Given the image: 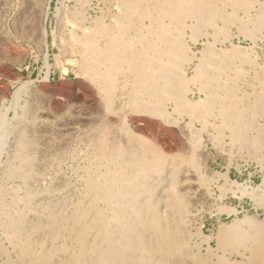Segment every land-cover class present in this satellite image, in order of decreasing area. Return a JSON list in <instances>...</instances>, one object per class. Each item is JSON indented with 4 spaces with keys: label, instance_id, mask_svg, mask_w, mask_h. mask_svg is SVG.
Listing matches in <instances>:
<instances>
[{
    "label": "bare ground",
    "instance_id": "1",
    "mask_svg": "<svg viewBox=\"0 0 264 264\" xmlns=\"http://www.w3.org/2000/svg\"><path fill=\"white\" fill-rule=\"evenodd\" d=\"M114 5L103 20L78 26L77 69L101 97V113L78 112L59 121L67 140L84 144L75 167L80 186L64 176L45 177L36 129L14 131L12 157L0 172V254L5 242L15 255L0 264H264V215L221 227L217 247L239 253V261L224 254L213 259L210 249L203 254L196 249L191 211L199 202L193 189L198 184L183 172L177 151L163 152L124 123L127 115L149 113L168 125L171 103L190 120L218 118L215 128L228 130L231 154L264 164V0H114ZM75 14L69 16L74 20ZM231 28L252 45L261 41L262 51L243 56L232 43ZM189 41H201L203 48L196 53ZM224 64L236 67L227 79L216 73ZM187 67L193 68L190 77ZM190 83L203 93L198 101L187 97ZM32 110L23 106L22 118H30ZM9 121L0 113V151L11 134ZM178 132L188 138L184 124ZM197 141L185 144L191 145L186 158L194 165ZM257 205L264 207V197Z\"/></svg>",
    "mask_w": 264,
    "mask_h": 264
},
{
    "label": "rangeland",
    "instance_id": "2",
    "mask_svg": "<svg viewBox=\"0 0 264 264\" xmlns=\"http://www.w3.org/2000/svg\"><path fill=\"white\" fill-rule=\"evenodd\" d=\"M115 10L114 0H88L86 3H83V0H0V113H5L8 121L10 120L11 129V134L6 137L0 151V172L4 168V161L12 157L11 150L14 144L12 134L27 125L31 129H36H33L37 145L36 155L38 160L44 163L45 177L51 173L55 177L64 176L75 180L74 182L80 186L76 180L75 167L81 164L79 152L83 151L84 144L67 140L68 137L63 134L60 122L77 115L78 112H86L88 115L91 112V116L100 114L102 99L96 88L90 86L87 76L77 69L79 55L76 46L81 34L78 26L103 20L106 12ZM73 12L76 13L74 20L69 16ZM75 19L80 20L76 22ZM233 29H230V38L243 56L259 54L262 51L261 41L252 45L250 40H244L237 30ZM189 45L196 53L203 48L201 41L198 43L189 41ZM223 47L228 48L229 43ZM233 67L220 65L219 69L216 68V73L222 79H227L235 73L236 67ZM187 68L185 74L190 77L194 73L193 68ZM18 89L20 91L17 100L12 104V95ZM198 91L197 85L190 83L188 99L191 101L201 99L203 93ZM28 105L33 106L30 113L32 116L24 119L22 107ZM172 106L171 103L166 104V110L172 119L170 123H166L168 125H165L158 115L149 113L141 115L132 113L126 116L124 123L130 132L151 139L150 141L160 150H164L163 152L167 154L178 152L177 155L184 160L183 172L191 177V181L198 184L197 188L193 186V189L199 202L191 211L193 216L191 231L198 244L196 249L202 254L210 249L212 253L214 252L213 259L216 254H224L229 261H239L241 259L239 253L228 249L223 251L217 247V236L221 227L228 228L227 226L243 216L264 215V207L257 205L258 198L264 197V164L258 159L233 156L228 144V130L218 132L215 128L221 123L218 118H207L206 122L203 119L190 120L187 115H179L173 111ZM183 124L184 133L188 131L183 136L187 134L191 140L198 139V147L194 154L195 159L197 157L195 165L191 158L187 157L189 160L186 158L185 148L192 149L190 144L189 147L185 144L191 140L186 139V136L182 137L178 132L179 126ZM151 127L152 130H149ZM171 136L177 138L173 139ZM179 138L182 139L180 145L177 140ZM196 177L200 178V182H197ZM35 180H39L43 185L47 183V179L43 177ZM3 244L4 252L7 254L4 252L0 254V262L10 257L14 259L15 254L11 247L5 242Z\"/></svg>",
    "mask_w": 264,
    "mask_h": 264
}]
</instances>
